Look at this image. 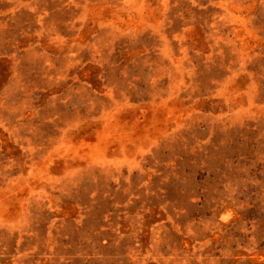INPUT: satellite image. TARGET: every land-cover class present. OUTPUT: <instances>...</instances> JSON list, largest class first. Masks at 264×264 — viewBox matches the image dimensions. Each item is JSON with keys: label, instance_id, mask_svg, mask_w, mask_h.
I'll return each instance as SVG.
<instances>
[{"label": "rangeland", "instance_id": "obj_1", "mask_svg": "<svg viewBox=\"0 0 264 264\" xmlns=\"http://www.w3.org/2000/svg\"><path fill=\"white\" fill-rule=\"evenodd\" d=\"M0 264H264V0H0Z\"/></svg>", "mask_w": 264, "mask_h": 264}]
</instances>
